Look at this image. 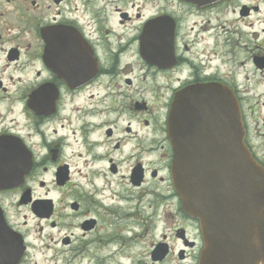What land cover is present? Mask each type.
Returning <instances> with one entry per match:
<instances>
[{
  "label": "flooded vegetation",
  "instance_id": "flooded-vegetation-1",
  "mask_svg": "<svg viewBox=\"0 0 264 264\" xmlns=\"http://www.w3.org/2000/svg\"><path fill=\"white\" fill-rule=\"evenodd\" d=\"M261 11L256 0H0V264H38L47 240L61 264H198L167 115L179 91L219 83L264 166Z\"/></svg>",
  "mask_w": 264,
  "mask_h": 264
},
{
  "label": "water",
  "instance_id": "water-1",
  "mask_svg": "<svg viewBox=\"0 0 264 264\" xmlns=\"http://www.w3.org/2000/svg\"><path fill=\"white\" fill-rule=\"evenodd\" d=\"M166 129L174 190L183 211L199 220L198 264H264V167L244 144L234 95L214 82L184 88Z\"/></svg>",
  "mask_w": 264,
  "mask_h": 264
},
{
  "label": "rangeland",
  "instance_id": "rangeland-1",
  "mask_svg": "<svg viewBox=\"0 0 264 264\" xmlns=\"http://www.w3.org/2000/svg\"><path fill=\"white\" fill-rule=\"evenodd\" d=\"M133 1H137V0H133ZM258 7L262 8L263 11H261L259 14H257L258 18H261V16H264V0H256ZM130 4V1H129ZM264 26V23H260L258 24V30H260V27ZM158 81V80H157ZM178 209V208H177ZM176 209V211H177ZM182 222V219L180 218V216L176 215V224H179ZM173 225V223H171ZM126 226H133L131 223L127 224ZM138 229H139V225H137ZM165 227V223L161 220L158 229L163 231ZM157 233V232H156ZM156 235V234H155ZM150 237L148 234H146L144 237H140L138 239L139 242L144 241V247L147 246V241H149ZM45 240V239H43ZM35 242H38L39 240L35 239ZM47 242L50 244V248H39L37 247V249L34 251L35 252V258L38 260V264H61L62 263V257H58L57 254H54V245L52 243V241L47 240ZM55 255V256H53ZM122 261H124V259H122ZM70 264H74V261ZM81 264H85L84 262H82ZM89 264V263H88Z\"/></svg>",
  "mask_w": 264,
  "mask_h": 264
}]
</instances>
